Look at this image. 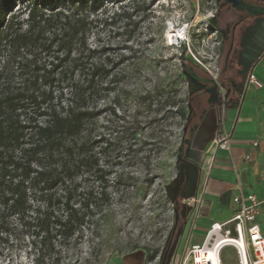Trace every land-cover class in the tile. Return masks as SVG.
Listing matches in <instances>:
<instances>
[{"label":"rangeland","instance_id":"374dc122","mask_svg":"<svg viewBox=\"0 0 264 264\" xmlns=\"http://www.w3.org/2000/svg\"><path fill=\"white\" fill-rule=\"evenodd\" d=\"M35 2L46 13L67 12L77 4L74 0H15L10 14L15 23L25 22ZM80 3L85 7L80 13L93 20L85 37L86 48L93 50L87 61L105 64L106 72L79 98L55 92V105L65 107L75 101L79 111L94 117L84 121L80 133L64 138V147L55 148L54 158L46 164L66 166L63 175L73 190L74 205L80 209L90 198L91 207L75 235L54 238V251L39 264H184L190 245L203 243L209 228L192 233L188 218L192 207L177 204V181L191 149L189 145L182 152V145L185 137L193 141L198 125H219L217 111L229 104L228 94L223 98L227 77L223 35L214 26L225 12L242 16L264 12V2L241 0L236 8L226 0ZM216 4L223 11L219 8L212 17ZM172 26L188 28L187 40L180 45L172 46L166 39ZM79 49L76 44L75 51ZM189 49L218 73L215 85L194 81L186 74L183 60L208 78L191 59ZM75 75L76 79L81 76ZM191 102L195 116L188 130ZM32 117L40 125L46 122L44 117ZM197 178V171L188 175L182 196L191 193ZM64 189L61 184L54 192ZM33 231L15 214L5 213L0 218V264H36ZM224 240L232 239L219 238L211 251ZM230 245L220 248L227 247L223 264H238ZM192 262L190 258L187 264Z\"/></svg>","mask_w":264,"mask_h":264},{"label":"trees","instance_id":"16d2710c","mask_svg":"<svg viewBox=\"0 0 264 264\" xmlns=\"http://www.w3.org/2000/svg\"><path fill=\"white\" fill-rule=\"evenodd\" d=\"M74 1L77 4L69 11L50 13L35 2L25 22L18 24L10 15L15 0H0V218L12 213L22 225L34 229L36 264L54 251V238L75 235L91 207L90 198L80 209L74 205L73 190L66 186L63 175L66 166L60 169L46 164L54 158L55 148L64 147V138L80 133L84 121L94 117L79 111L75 101L65 107L55 105V92L79 98L106 72L105 64L87 61L93 50L86 48L85 37L93 20L80 13L84 0ZM76 44L79 51H75ZM182 62L192 80L215 85L210 75L204 79L195 66ZM75 72L82 77L76 79ZM65 82L68 87L63 86ZM190 108L193 115L188 130L195 116L192 102ZM32 116L44 117L45 124H38ZM191 143L185 137L182 152ZM61 184L64 191L54 192Z\"/></svg>","mask_w":264,"mask_h":264},{"label":"crops","instance_id":"0c3cea01","mask_svg":"<svg viewBox=\"0 0 264 264\" xmlns=\"http://www.w3.org/2000/svg\"><path fill=\"white\" fill-rule=\"evenodd\" d=\"M225 13L219 15L214 26L224 36V82L229 96L225 122L222 127L207 125L208 130L206 125H198L189 160L177 181V204L189 203L199 194L204 198L201 204L189 203L192 210L188 218L197 223L195 232L199 233L232 218L237 210L233 199L240 190L264 199V14L254 17ZM251 73L262 87L248 84ZM224 131L230 136V148L217 150L216 141ZM206 159L207 175L202 171ZM194 171L197 182L188 196H182L188 175ZM259 220L264 235V211Z\"/></svg>","mask_w":264,"mask_h":264},{"label":"built area","instance_id":"2783aa9c","mask_svg":"<svg viewBox=\"0 0 264 264\" xmlns=\"http://www.w3.org/2000/svg\"><path fill=\"white\" fill-rule=\"evenodd\" d=\"M208 1L213 3L217 0ZM198 2H201V0H198ZM214 6L216 8L213 10L212 17H214V14L219 10L217 4ZM186 30L188 31V28H186ZM189 54L191 55L193 62L203 68V70H205L213 80L217 81L218 73L216 74V71L213 68L201 61L191 49H189ZM248 84L262 87L261 83L255 78L253 73H251L248 77ZM221 90L223 91V88H221ZM226 94L227 91L223 94L224 99ZM217 112L219 117V125L222 127L226 117L225 103L220 107V109H218ZM216 142L217 150L229 149V134L224 131L218 136ZM207 160L208 159H206V162L202 166V171H205L206 175ZM203 199V196L199 194L196 197L190 199L188 202L198 205L202 203ZM233 200L237 205V210L234 212L232 218L226 222L214 223L209 229V232L203 243L190 245L184 260V264H187L190 258L193 261V264H214L213 260L210 261L209 259L205 258V256H208V250L213 249L216 241L223 236L231 237L236 241V244L230 247H232L236 252L238 264H264V235L262 233L261 223L259 220L264 211V199H259V197L254 193H244L242 190H240L239 194L234 197ZM190 224L192 225V233H194V231L197 229V223L195 221H190ZM226 248L219 249L217 252V264H223L222 253ZM199 258L202 259L199 260Z\"/></svg>","mask_w":264,"mask_h":264},{"label":"bare ground","instance_id":"6f19581e","mask_svg":"<svg viewBox=\"0 0 264 264\" xmlns=\"http://www.w3.org/2000/svg\"><path fill=\"white\" fill-rule=\"evenodd\" d=\"M166 39L169 41V43L172 46L180 45L181 42L187 40V30H186V28H182V27L176 28V27L172 26L171 28H169V30L166 33ZM223 238H226V236H223ZM227 238H231V237H227ZM225 244H231L230 246H233L236 244V241L234 239H232V240H224V241L220 242L218 244V246L215 248L214 252L211 250H208V256H205V258L209 259L210 261L213 260V263L217 264V262H216L217 252ZM241 244H242V242H241ZM212 250H214V248ZM201 259L202 258H199V260H201Z\"/></svg>","mask_w":264,"mask_h":264},{"label":"water","instance_id":"95a60500","mask_svg":"<svg viewBox=\"0 0 264 264\" xmlns=\"http://www.w3.org/2000/svg\"><path fill=\"white\" fill-rule=\"evenodd\" d=\"M228 2L231 3L234 8L238 7L241 4L239 0H228Z\"/></svg>","mask_w":264,"mask_h":264},{"label":"flooded vegetation","instance_id":"af4514ba","mask_svg":"<svg viewBox=\"0 0 264 264\" xmlns=\"http://www.w3.org/2000/svg\"><path fill=\"white\" fill-rule=\"evenodd\" d=\"M241 2V0H239ZM226 2H228V0H226ZM229 3V2H228ZM230 5H232L231 3H229ZM219 33V32H218ZM220 34V33H219ZM224 36L222 37V47H223V42H224Z\"/></svg>","mask_w":264,"mask_h":264}]
</instances>
